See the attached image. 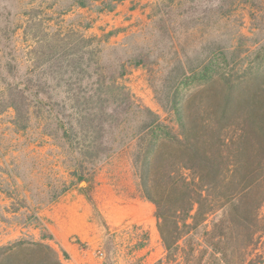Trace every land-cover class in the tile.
Returning a JSON list of instances; mask_svg holds the SVG:
<instances>
[{
  "label": "trees",
  "instance_id": "1",
  "mask_svg": "<svg viewBox=\"0 0 264 264\" xmlns=\"http://www.w3.org/2000/svg\"><path fill=\"white\" fill-rule=\"evenodd\" d=\"M124 1L67 0V16L76 8L111 13ZM4 18L0 117L12 110L18 132L37 126L70 174L87 182L128 152L143 197L156 209L165 251L157 264H264V0H160L147 26L128 36L132 48L112 41L131 27L88 35L98 22L91 15L61 26L51 24L53 16L30 14L12 31L15 16ZM22 28L29 48L13 54ZM139 67L176 125L122 82ZM9 178L16 188L0 187L12 201L0 206V225L7 214L31 213L25 221L42 234L1 245L0 264H65L39 208L14 203L29 191L22 178Z\"/></svg>",
  "mask_w": 264,
  "mask_h": 264
},
{
  "label": "rangeland",
  "instance_id": "2",
  "mask_svg": "<svg viewBox=\"0 0 264 264\" xmlns=\"http://www.w3.org/2000/svg\"><path fill=\"white\" fill-rule=\"evenodd\" d=\"M159 1L125 0L111 13H99L97 8H76L67 16V0H0V35L7 13L15 16L11 31L15 26H26L23 22L30 14L53 16L51 24L61 26L84 14L98 19L96 26L87 31L88 35H101L100 28L109 31L131 27L128 34L121 33L112 41L132 48L135 44L134 38H129L131 33L147 26L151 8ZM61 15L63 17L59 18ZM248 29L249 22L246 21L244 32L248 33ZM2 40L0 36V58L3 61ZM16 40L17 43L10 46L11 53L25 54L30 42L25 41L23 28L18 30ZM109 58L115 56L110 52ZM20 74L24 75L25 70ZM122 82L137 100L163 121L176 125L174 114L166 112L159 104L146 69L132 68ZM13 117L12 110L0 117V187L14 190L16 187L10 182L9 174L20 175V185L29 191L18 195L14 203L39 208L41 223L52 233L51 244L60 252L65 264H157L164 258L155 206L144 199L128 152H120L101 164L93 176L87 177L88 182L80 180L70 174L60 150L41 134L37 126L27 132H18L12 125ZM64 184L71 185L70 189L51 203L54 192ZM11 202L0 194V206L9 207ZM262 214L264 216V206ZM6 216L8 222L0 225V246L25 235L41 238L40 228L32 220L25 221V215ZM261 252L264 254L263 246Z\"/></svg>",
  "mask_w": 264,
  "mask_h": 264
}]
</instances>
